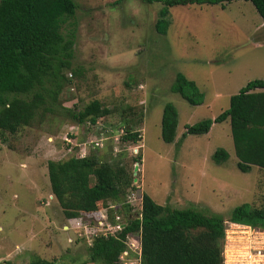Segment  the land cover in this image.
Returning <instances> with one entry per match:
<instances>
[{"label":"rangeland","instance_id":"rangeland-1","mask_svg":"<svg viewBox=\"0 0 264 264\" xmlns=\"http://www.w3.org/2000/svg\"><path fill=\"white\" fill-rule=\"evenodd\" d=\"M74 1V17L62 31L74 29L70 65L80 73L63 70L71 82H64L45 121L15 135L0 132V264H33L37 258L76 264L88 258L91 238L87 244L81 241L82 231L70 224L96 221V215L64 219L54 195L50 198L46 167L49 159L65 160L83 150L114 162L120 148L127 149V159L138 151L141 161L131 163L132 171L138 164L131 190L159 204L192 207L225 221L241 203L264 205V172L256 166L238 169L229 119L213 123L206 133L181 138L186 125L226 109L230 96L247 81L264 80V22L253 4L232 0L224 7L172 6L162 34L154 26L160 1ZM179 72L195 81L203 94L200 104L172 91ZM93 98L112 111L95 124H79L64 110H77ZM166 103L177 112L171 142L161 137ZM121 126L137 131L140 140L122 143ZM95 139L102 146L92 147ZM218 148L226 152L219 162L213 157ZM140 209L136 198L130 216H139Z\"/></svg>","mask_w":264,"mask_h":264},{"label":"trees","instance_id":"trees-1","mask_svg":"<svg viewBox=\"0 0 264 264\" xmlns=\"http://www.w3.org/2000/svg\"><path fill=\"white\" fill-rule=\"evenodd\" d=\"M148 1L162 3L154 26L164 34L170 24V7L202 4L224 7L232 0ZM249 1L264 22V0ZM76 8L74 0H0L1 133L7 131L15 135L45 121L48 114L54 111L52 104L65 86L64 82H71L63 75V70L69 69L73 75L80 73L78 68L70 65L75 43L74 29L62 31L63 25L74 17ZM263 88V79L247 81L230 96L226 109L214 118L186 125L181 138L187 134L206 133L213 123L229 119L238 169L246 172L256 166L264 172ZM172 91L192 105L203 100L195 81L181 72L176 74ZM128 109L131 110V107ZM64 110L79 124H95L98 119L112 113L98 98H93L77 110L71 107ZM123 122L127 124L125 118ZM176 125V109L172 103H166L161 116V137L164 141H173ZM138 135L137 131L125 126V132L119 139L122 143H136L140 140ZM135 155L127 159V149L120 148L115 162L103 159L93 150H89L84 157L73 155L65 160H47L50 190L64 219L93 214L102 208H108L109 216L114 213L128 216V224L116 230L115 235L92 236L91 245L87 244L86 237H80L88 245V258L76 264H118L117 257L124 249V239L129 233L140 235V264H222L221 239L225 218L221 215L207 214L192 207L159 204L143 192L139 216H130L131 206L125 200L129 190L135 188L131 163L141 161V154ZM213 157L219 162L226 157V152L218 148ZM228 221L264 229V205L241 203L233 208ZM33 264L55 263L37 258Z\"/></svg>","mask_w":264,"mask_h":264},{"label":"built area","instance_id":"built-area-1","mask_svg":"<svg viewBox=\"0 0 264 264\" xmlns=\"http://www.w3.org/2000/svg\"><path fill=\"white\" fill-rule=\"evenodd\" d=\"M66 139L70 141V139ZM90 144L92 147L102 146L97 139L90 141ZM83 152L84 150L80 152L81 156L86 154V152ZM136 198H140L141 202V196L131 190L127 194L125 202L132 206ZM95 215L96 221L90 219L88 221L73 222L72 219H78L77 217L70 218L68 221L73 222L70 225L74 229L82 231L80 237L88 239L99 234L103 236L115 235L116 230L122 228L123 220L121 216L118 213L109 216L108 208H102L93 214H89L90 217H95ZM66 227H68V224ZM126 238L124 240L125 248L118 255V264H140V235L130 233ZM221 257L222 264H264V229H257L247 223L227 222L221 242Z\"/></svg>","mask_w":264,"mask_h":264},{"label":"clouds","instance_id":"clouds-1","mask_svg":"<svg viewBox=\"0 0 264 264\" xmlns=\"http://www.w3.org/2000/svg\"><path fill=\"white\" fill-rule=\"evenodd\" d=\"M69 128H73V126H70ZM121 130H122L123 132H122ZM124 132H125V126H121V127H120V133H119L118 139H119L120 135L123 134ZM67 134H68V132L66 133V135H67ZM138 136H140V134H139ZM94 148H99V147H94ZM133 153L137 154L138 151L133 152ZM76 155H77V156H80V157H84L86 154L83 155V156H81L80 153L78 152ZM136 163H138V162H136ZM137 165H138V164H137ZM137 167H138V166H137ZM137 169H138V168H137ZM136 171H137V170H136ZM132 174H133V171H132ZM135 174H136V173H135ZM135 174H134V175H135ZM133 180H134V179H133ZM134 181H135V180H134ZM134 183L136 184V182H134ZM130 191H131V190H130ZM126 196H127V195H126ZM140 196H141V195H140ZM50 198H53V194L50 195ZM47 203H49V202H47ZM118 214H119V213H118ZM119 215H120V214H119ZM120 216H121V215H120ZM121 219H122V218H121ZM227 222H235V221H228V220H226V221H225V226H226V223H227ZM239 223H240V222H239ZM123 224H124V225L122 226V228H123L125 225L128 224L127 220H126V221H123ZM225 226H224V228H225ZM223 235H224V234H223ZM222 238H223V237H222ZM221 242H222V239H221ZM124 244H125V243H124ZM124 248H125V247H124ZM119 254H120V253H119ZM141 256H142V249H141ZM117 263H118V257H117Z\"/></svg>","mask_w":264,"mask_h":264},{"label":"water","instance_id":"water-1","mask_svg":"<svg viewBox=\"0 0 264 264\" xmlns=\"http://www.w3.org/2000/svg\"><path fill=\"white\" fill-rule=\"evenodd\" d=\"M136 170H137V165L134 167V169H133V175L136 173ZM134 180H136V179H134ZM124 225V224H123ZM122 225V226H123Z\"/></svg>","mask_w":264,"mask_h":264}]
</instances>
